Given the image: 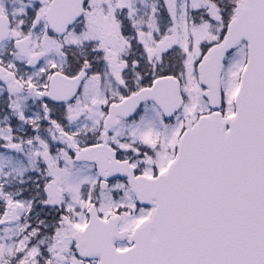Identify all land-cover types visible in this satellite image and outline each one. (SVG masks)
Returning a JSON list of instances; mask_svg holds the SVG:
<instances>
[{
    "label": "snow or ice",
    "instance_id": "1",
    "mask_svg": "<svg viewBox=\"0 0 264 264\" xmlns=\"http://www.w3.org/2000/svg\"><path fill=\"white\" fill-rule=\"evenodd\" d=\"M0 264H264V0H0Z\"/></svg>",
    "mask_w": 264,
    "mask_h": 264
}]
</instances>
